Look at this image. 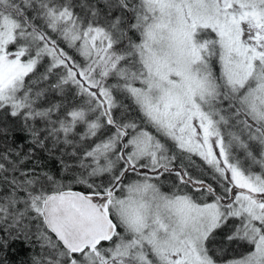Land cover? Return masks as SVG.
<instances>
[{
	"label": "snow or ice",
	"instance_id": "6c2138e0",
	"mask_svg": "<svg viewBox=\"0 0 264 264\" xmlns=\"http://www.w3.org/2000/svg\"><path fill=\"white\" fill-rule=\"evenodd\" d=\"M0 264H264V0H0Z\"/></svg>",
	"mask_w": 264,
	"mask_h": 264
},
{
	"label": "trees",
	"instance_id": "16d2710c",
	"mask_svg": "<svg viewBox=\"0 0 264 264\" xmlns=\"http://www.w3.org/2000/svg\"><path fill=\"white\" fill-rule=\"evenodd\" d=\"M238 251H242V249H239ZM13 259H15V257H13Z\"/></svg>",
	"mask_w": 264,
	"mask_h": 264
}]
</instances>
